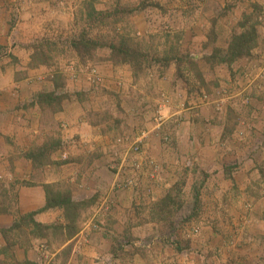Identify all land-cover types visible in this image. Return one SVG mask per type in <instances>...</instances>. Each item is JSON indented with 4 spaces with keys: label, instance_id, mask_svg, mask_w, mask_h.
<instances>
[{
    "label": "crops",
    "instance_id": "0c3cea01",
    "mask_svg": "<svg viewBox=\"0 0 264 264\" xmlns=\"http://www.w3.org/2000/svg\"><path fill=\"white\" fill-rule=\"evenodd\" d=\"M128 1L90 0V9L110 10L117 2L128 5ZM154 1L168 24L154 30L141 13L133 30L139 36L160 34L163 44L158 48L163 50L173 49L174 34L183 38L175 44L180 53L164 60L169 65L164 77L152 74L138 81L128 63L115 64L98 54L91 63L103 82L94 88L84 74L70 72L63 57L51 63L32 62L30 43L39 32H49L54 40L71 36L69 0H0V194L5 198L0 200L4 205L0 207V264H40V243L54 253L50 264H264L263 243L259 244L264 239V172L258 167L262 160L254 165L264 147L243 163L238 156L243 146L248 149L250 139L233 138L235 119L227 116L228 112L239 115L236 111L247 99L245 114L254 117L258 133L264 131V21L257 24L254 58L236 63L230 74L223 63L211 67L208 58L215 49H227L241 14L252 11L246 7L249 2ZM262 1L251 0L257 8L254 15L264 13L257 7ZM17 15L19 25L11 44L7 35ZM216 22L218 30L207 45ZM193 56L201 60L195 61L196 70H188L186 62ZM70 63L77 69L83 66L75 56ZM180 69L184 77L178 79L175 74ZM162 97L169 99L165 110L169 118L157 129L154 117ZM101 112L109 116L104 120ZM52 136L60 148L49 154L47 164L35 167L30 156ZM118 139L127 145L140 139V161H153L156 170L146 162L142 166L148 182L155 183L151 172L156 182L161 180L155 183L152 200L171 192L182 171L205 175L207 183L200 187L208 195L203 198L207 204H199L203 211L193 219L198 234L185 240L186 230L175 232L176 243L171 244L157 220L148 219L152 200L142 191L138 194V189L125 188L122 182L129 177L113 162L111 152L119 149ZM50 162L60 164L57 171L49 172ZM141 179L147 181L145 175ZM52 184L58 185L53 193L68 191L72 201L86 204L78 210L70 235L63 209L46 208V187ZM31 219L58 227L59 240L51 238L50 229L41 235ZM148 242V248L139 246ZM184 250H190L188 257L183 256Z\"/></svg>",
    "mask_w": 264,
    "mask_h": 264
},
{
    "label": "rangeland",
    "instance_id": "374dc122",
    "mask_svg": "<svg viewBox=\"0 0 264 264\" xmlns=\"http://www.w3.org/2000/svg\"><path fill=\"white\" fill-rule=\"evenodd\" d=\"M69 1L71 4L70 9L73 12V16H72L73 18L70 22L71 26H68V32L71 34V36L69 37V39H66V40L64 39L61 40L60 37L58 38V40H54L52 39L51 34L49 32H45V33L39 32L38 35H36L37 37L33 39L34 40L32 41L33 43H30V52H31L32 62L51 63L53 61V58L63 57L67 61L66 65H69L68 70L71 67H73L74 70L77 71L78 69L75 68L76 65L74 63H70V59L74 58L75 56L76 58H78L80 65H83L84 67L94 66V64L91 62H93L94 59L97 58L99 54L100 58L103 57L106 60L110 59V61H112L115 64L128 63L131 67L133 76H135L138 81L146 79L148 75H152V74L155 75V78L164 77V75L166 74L165 70L169 66L168 62H165L164 60L167 58H175V56H177V52H179V50L175 49V44L180 45L183 38L181 39L180 34H174L172 37V45H173L172 48L173 49L163 50V47H161L162 49L158 48L161 45V43L163 44V42L159 40L161 39V36L159 37L160 34L157 35V33H151L152 35L151 34L149 35L145 34L144 36H139L138 34L136 35V31H134L136 30L134 29L136 26L134 23V19L136 17H139L141 13H143L144 15L143 18L147 21V26L148 27L150 26L154 30L163 28L164 23L168 24V20L166 19V16L164 17V14L161 12V10H159L158 6L156 7V3L154 0H131L127 2L128 5H126L125 3L117 2V4H115V6L110 10L106 9L105 11H95V12H92V10L90 9L91 8L90 6H92V3H90V0H69ZM174 1L177 2V0H174ZM197 1L200 4V3H203L205 0H197ZM245 1L250 3V6H247V3H246V7L247 8L251 7L252 11L251 13L244 11V13L241 14L242 15L241 18L239 19L237 24L232 29V35L240 31L239 26L241 24H246V27L253 25L257 32V24L262 23L264 21V13L260 15L259 14L254 15V10L257 11V8L254 6V2H251V0H245ZM257 7H258L259 12L261 11L264 12V1H262V4L259 3ZM98 12H100V14ZM14 19H13L14 22L12 21L13 22L12 26L7 35V39L11 44H13L15 40V36L17 33L18 25H19L18 15H17V18H14ZM51 22H53V20H51ZM217 25L218 23L216 22L210 27L207 45L209 42L212 41L214 34L218 30ZM181 26H182V29H185L187 25L183 24ZM61 32H62V28H61ZM232 35L229 38V42L231 40ZM82 36L84 37L86 41L88 42L90 41L91 44L94 43L96 46L99 45V49L98 48H95L94 50L91 49L88 54H83V55L81 52L77 53V51L72 47L71 43L73 41H77L81 39ZM165 39L166 41L167 40L170 41L169 37ZM125 49H127L130 52H134V51L139 52L141 54V57L138 56L139 61L134 62V60L132 61L129 58H125L122 54H118V51L125 50ZM225 50L215 49L214 51H212L211 57L208 58V63L210 64L211 67H214L216 65H219L220 63H223L221 65L226 66L230 74H232L233 67L236 63L243 61V60L246 61L248 59L252 60L254 58V49H253L248 56L243 57L233 62L230 65H227L226 63H224V60H223L225 58V55H224ZM200 60L201 59L196 60L195 57L193 56L191 61L186 62L188 66V70L192 68L196 70L197 67L194 66V63L196 64L195 61H200ZM218 60L221 62H218ZM155 67L157 68V70ZM63 69H65V67ZM97 70L99 69L97 68ZM175 75H176V78L178 79H180V77L182 76L184 77V74L181 69L177 70ZM102 80H103V77H102ZM151 80H153L152 77L151 79H149V81ZM101 85L102 83L100 84V86ZM219 92L223 94V91H219ZM244 103L247 104L248 100L245 99ZM244 103H242L240 110L236 111L239 115L236 116L235 114H233L232 116L230 112L227 113L228 118L235 119L234 126L232 127L233 138H235L238 141L241 140V142H246L248 139H250V142H251L247 150L243 146L241 150L242 151L244 150V152H242L241 155L238 156L239 158L242 159L243 163L251 159L255 153H257L259 150H261L264 147V131L262 132L260 131L258 133L257 129L254 127V123H255L254 117H252L250 113L248 115L245 114L248 112L247 111L248 109L246 108L247 105L245 106ZM169 106H170L169 99L164 97L161 100L158 106V109L155 112L154 123L156 127L158 126V123H159V122H156V119H155L156 116L158 115L157 113L158 110L159 109L162 110L161 112L162 116H165V120H166L167 118H169V115H168L169 111L165 112V110H168ZM108 116H109V113H107L105 116L102 114L101 118L105 120ZM160 127H157V129H159ZM134 142L135 141L130 142L131 143L130 145H127L126 140H124L121 143L116 142V146L117 145L119 146L120 144V147L119 149L114 148V150L111 152L114 158L113 162L116 164L117 168L121 167V172L124 171L123 173H125L126 177H129L128 180H131L132 178L135 180V183L137 185L134 188L138 189L137 190L138 194L140 191H142L144 193V197L147 200L149 199L152 200L154 198V194L156 193L155 183L161 182V180L156 182L155 173L151 172L152 176H150V179H152V181L155 180V183L151 184L150 182H148V173L147 171H143V168H142L144 163L141 164L140 170L139 171L137 170L138 172L135 170L133 171L131 167L132 170L130 169L131 170L130 173H127L128 172L127 167L125 170V165L123 163L124 160L121 163V160H122L121 153L127 147H131L134 144ZM59 148H60V144L58 143V139H56L54 136L48 138L47 142L42 146V148L36 149L33 152L34 154H37L39 150L43 152L42 157L37 162H35L34 164L35 167L39 165L43 166L44 164H47L50 161L49 154L54 153ZM65 156L66 155L62 153L61 158L66 159L67 157ZM260 160H262V162ZM135 161L140 162L139 159H135ZM259 161L262 164L258 167L260 168L261 171L264 172V154L259 155L254 158V165L255 164L257 165V162ZM52 163L54 162L49 163L50 165L49 166L50 168H48L49 172H51L52 170H56L60 166V164H57L56 162L55 163L57 165L56 164L53 165ZM114 163L112 164V166L114 165ZM146 166H149V165H146ZM151 168L156 170L154 164H152ZM182 173L180 174L178 179H176L173 186H171V189H170L171 192H169L170 193L169 197L171 199L170 200L167 199V196H168L167 194L169 193H165L158 199L152 200V204L151 205L149 204L150 206H148V209L146 212L149 220L151 221L157 220V223H159L160 226L163 227L162 231L160 230V232L164 235L168 234V236L170 237L169 242L171 244L176 243L174 233L178 231L183 233V231L186 230V233H184L185 234L184 239L185 240L191 239V237H188V231H191L193 229H198V227L195 226L196 225L194 224L195 220L193 219H197L196 216L201 215V212L203 211V207L199 208L198 206L199 204H202L203 201L207 204V202L204 200L205 199L204 197L208 195L203 194V191L200 187L201 184L204 185L205 183L206 185L207 183V178L205 177V175L202 173H199L198 175L194 176L193 171L189 169L186 172L182 171ZM129 174L131 175L133 174V176ZM142 175H145V177H147V181L144 180L142 182V179H141ZM119 178H120V174H119ZM47 187L48 188L46 189V192L47 190H49L50 192H53L54 189L56 188L58 189V185H55V184L48 185ZM205 188L207 187L205 186ZM208 188L206 190H208ZM2 197L3 196L0 194V200L5 199ZM213 198L215 200H218V197L216 196ZM6 202L7 201L5 200V203ZM159 204H161L162 206ZM2 206L4 205H0V207ZM84 207H86L85 203H83L82 209H84ZM77 213L79 214V211ZM78 214L76 215L74 223H76V220L79 217ZM189 223L192 225H189ZM25 231L26 230H24V228L20 230L22 234ZM198 232H199V229H198ZM59 233H60V229H58V227H52L49 231L51 238L55 239L56 241H58L60 238ZM40 234L42 235L43 233H40ZM261 242L263 244H260ZM259 244H260L261 253L264 254V249H263L264 239L259 241ZM258 246L257 248H259ZM180 247L184 248L183 246H180ZM260 249H256V247L254 248V250H260ZM187 251H190V250H187ZM67 256H68V253L66 254V258ZM233 261L234 260H231V262ZM256 261L257 260H254V263ZM233 264H237V261H234Z\"/></svg>",
    "mask_w": 264,
    "mask_h": 264
},
{
    "label": "trees",
    "instance_id": "16d2710c",
    "mask_svg": "<svg viewBox=\"0 0 264 264\" xmlns=\"http://www.w3.org/2000/svg\"><path fill=\"white\" fill-rule=\"evenodd\" d=\"M92 12H94V11H92ZM98 13L100 14V12H98ZM239 28H240V31L238 33H234L232 35L231 40L228 44V47L224 51L225 58L223 60H224V63H226L227 65H230L233 62H235V61H237L243 57L248 56L250 54V52L254 49V47L256 46L257 41H258L257 32H256V29L253 25L246 27V24H241L239 26ZM71 45L77 51V53L81 52L82 55L88 54L91 49L94 50L95 48H99V45L96 46L94 43L91 44V42L86 41L83 36L81 39H79L77 41H73L71 43ZM216 51H218V50H216ZM118 54H122L125 58H129L132 61L134 60V62H138L139 57H141V54L139 52H135V51L130 52L127 49L118 51ZM143 56H142V58H143ZM124 61H126V60H124ZM218 62H221V61L218 60ZM42 155H43V152L39 150L37 154H34L30 157L32 158V160L35 163L42 157ZM47 188L48 187H46V189ZM167 195H168L167 199L170 200L171 199L169 197L170 193ZM46 199H47V207L46 208L60 207L63 209L64 215L67 218L66 220L68 222V226H66L67 228H65V230H66V233L68 235H70L75 229L73 224H74V220L76 218V215L78 214L77 210H79L80 208L82 209L83 203L72 201L71 196H70L68 191H57L56 193H53V192H50L49 190H47ZM163 202H165V201H163ZM161 204H159V205H161ZM0 212H3V211L0 210ZM30 215H33V214H30ZM22 221H24V219ZM30 223L33 224V226L38 230V232L43 233V235L47 229H51L50 227H45V226H42L40 224L33 222L32 219L30 220ZM16 226L17 225H14V227H16Z\"/></svg>",
    "mask_w": 264,
    "mask_h": 264
},
{
    "label": "built area",
    "instance_id": "2783aa9c",
    "mask_svg": "<svg viewBox=\"0 0 264 264\" xmlns=\"http://www.w3.org/2000/svg\"><path fill=\"white\" fill-rule=\"evenodd\" d=\"M179 1V0H177ZM70 71H72V73L74 75L76 74H85V76L87 77V80L88 82L92 85V87L94 88H97L98 86H100V84L102 83V76L99 72V70H97V68L95 66H87V67H79V69L76 71L74 70L73 67H71L69 69ZM204 96L202 97L203 99H206V96L205 94H203ZM162 110L159 109L158 110V115L156 116V122H159L158 123V127L161 126V124L165 121V116H162ZM168 137H164V140L166 142H169ZM124 140L123 139H118L116 140L117 143H121L123 142ZM140 139H137L134 144L131 146V147H127L122 153H121V156H122V160H121V163L122 161L124 160V165L125 167L126 166H129V169H133V171H137V170H140L141 168V164L143 162H148L146 165H152L154 164L153 161H151V159H148V158H144V159H139V156L141 154V150H140ZM122 145V144H121ZM123 154V155H122ZM129 158V160H128ZM135 159H139L140 162H136L138 160L135 161ZM124 167V166H122ZM119 171L121 170V167H118ZM131 169V170H132ZM123 186L125 187H136V183H135V180L132 178L131 180H124L122 182ZM136 189V188H134ZM198 234V229H193L191 231H188V237H192L194 235ZM151 243L148 242V243H140L139 246L141 247H145V248H148L150 247ZM38 251H40L39 253V262L40 264H50V262L52 261V258L54 257V253L52 251H50L49 249V246L46 244V243H40L37 247ZM190 251H185L183 252V256L184 257H188L190 255Z\"/></svg>",
    "mask_w": 264,
    "mask_h": 264
}]
</instances>
